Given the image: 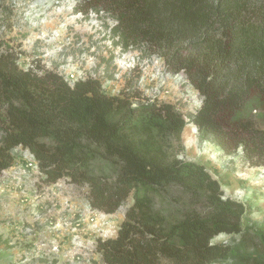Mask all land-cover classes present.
<instances>
[{
    "label": "trees",
    "instance_id": "16d2710c",
    "mask_svg": "<svg viewBox=\"0 0 264 264\" xmlns=\"http://www.w3.org/2000/svg\"><path fill=\"white\" fill-rule=\"evenodd\" d=\"M75 9L107 15L123 51L143 49L184 76L202 98L189 119L201 140L264 164V122L244 115L254 106L264 121V0H80ZM102 88L22 70L0 41V172L20 147L45 183L87 186L92 209L114 214L131 197L115 237L96 241L102 264H264V222L244 227L245 205L179 158L183 115ZM219 234L232 238L213 243Z\"/></svg>",
    "mask_w": 264,
    "mask_h": 264
},
{
    "label": "rangeland",
    "instance_id": "374dc122",
    "mask_svg": "<svg viewBox=\"0 0 264 264\" xmlns=\"http://www.w3.org/2000/svg\"><path fill=\"white\" fill-rule=\"evenodd\" d=\"M79 5L80 0H0V41L17 55L22 70L54 71L70 86L97 78L107 95L124 91L172 104L187 122L179 158L203 165L223 198L245 205L244 227L264 222V164L251 166L242 150L228 155L213 141L201 140L189 119L202 98L184 76L168 73L161 58L143 49L123 51L112 38L114 21L76 11ZM259 113L248 106L244 115L260 126ZM13 155L12 166L0 172V264H102L96 241L115 237L131 197L114 214H105L89 206L87 186L67 179L47 184L28 150L18 147ZM231 238L222 234L212 242Z\"/></svg>",
    "mask_w": 264,
    "mask_h": 264
},
{
    "label": "built area",
    "instance_id": "2783aa9c",
    "mask_svg": "<svg viewBox=\"0 0 264 264\" xmlns=\"http://www.w3.org/2000/svg\"><path fill=\"white\" fill-rule=\"evenodd\" d=\"M70 78H73V76L71 75V77ZM76 81V80H75Z\"/></svg>",
    "mask_w": 264,
    "mask_h": 264
},
{
    "label": "clouds",
    "instance_id": "9594fccd",
    "mask_svg": "<svg viewBox=\"0 0 264 264\" xmlns=\"http://www.w3.org/2000/svg\"><path fill=\"white\" fill-rule=\"evenodd\" d=\"M219 235H222V234H219ZM223 235H226V234H223Z\"/></svg>",
    "mask_w": 264,
    "mask_h": 264
}]
</instances>
